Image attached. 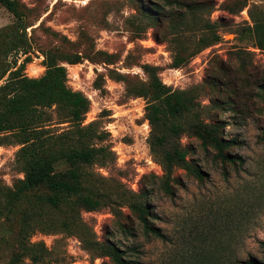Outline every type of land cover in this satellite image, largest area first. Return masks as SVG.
I'll return each instance as SVG.
<instances>
[{
    "label": "rangeland",
    "instance_id": "rangeland-1",
    "mask_svg": "<svg viewBox=\"0 0 264 264\" xmlns=\"http://www.w3.org/2000/svg\"><path fill=\"white\" fill-rule=\"evenodd\" d=\"M15 1L27 27L25 53L5 58L15 62L11 70L27 58L20 74L36 79L45 70L44 53L77 55L75 64L60 63L65 85L88 101L78 126L57 105L38 107L20 122L48 137V148L56 152L99 149L78 171L84 193L101 203L89 212L72 210L70 203L40 211L27 241L40 258L21 264H112L103 252L108 245L133 264H244L250 258L264 264V89L258 88L264 48L255 46L252 32L253 22L264 19V0H204L208 6L184 14L182 24L162 25L140 11L160 0ZM12 22L0 6V29ZM213 33L218 42L190 56ZM152 75L170 91L189 95L201 121L225 122L224 137L239 144L231 149L234 164L217 161L181 132L177 141L201 178L181 168L164 177L162 149H149L146 99L137 96ZM24 132L16 125L0 133V204L23 177L18 151L33 135ZM132 204L147 208L149 227L162 237L142 229ZM16 219L11 213L0 218V264L16 247Z\"/></svg>",
    "mask_w": 264,
    "mask_h": 264
},
{
    "label": "trees",
    "instance_id": "trees-1",
    "mask_svg": "<svg viewBox=\"0 0 264 264\" xmlns=\"http://www.w3.org/2000/svg\"><path fill=\"white\" fill-rule=\"evenodd\" d=\"M160 4L141 7L140 11L145 19L155 24H172L179 20L182 24L184 14L193 12L208 6L204 0H160ZM3 7L13 17V22L6 28L0 29V38L5 37L0 45V80L7 74L0 85V133L14 126H20L24 133L33 132L31 138L23 142L18 154L24 162L22 179L15 182L13 187L3 194V202L0 204V218L11 213L17 219V231L15 235L16 247L5 264H21L28 258L31 262H37L39 256L32 253V245H29L28 236L41 216L40 211L58 209L65 203H70L73 208H81L84 211H94L99 208L100 200L93 194H85L81 184L80 165L90 164L99 152L88 146L82 148H68L54 151L47 146L48 137L40 138L36 131H30L25 123L20 120L24 115L36 113L38 107L62 106L66 110L69 122L80 125L83 115L88 110V101L79 92L70 90L65 85V69L60 64H75L79 61L77 55L71 57L55 53H44V73L39 78H27L20 74L24 64L29 62L25 58L15 70V66L6 61L8 53L22 51L26 42L25 17L18 8L15 0H0ZM174 9L176 13L171 11ZM9 32H6V31ZM255 46L264 48V19L254 21L252 25ZM2 40V39H0ZM219 36L215 33L209 38L201 40L199 49L206 48L218 42ZM179 61L175 59L173 66L177 67ZM264 89V81L258 85ZM225 90L220 86L219 92ZM137 96L146 99L144 106V119L150 128L149 149L159 147L162 149L161 169L166 179L174 168H181L189 172L197 179L201 178V171L188 163L185 159L186 151L182 149L178 140L181 132H187L199 142L203 151H212L214 159L221 163L234 164L238 158L231 153V149L239 146L234 139L224 137L225 122L215 119L212 122H204L198 118L192 98L187 94L170 91L152 75L146 83L138 88ZM190 119L182 121L186 115ZM264 140V132L263 139ZM64 168L56 169L58 166ZM170 194L168 188L164 189ZM26 205V206H25ZM130 209L145 232L152 233L155 237H162L156 230L149 227L147 217L149 213L142 204H132ZM39 211V212H38ZM63 227L66 225L63 223ZM261 245L264 246L263 243ZM104 255L112 264H133L124 259V251L118 247L108 245L103 249ZM244 264H260L250 258Z\"/></svg>",
    "mask_w": 264,
    "mask_h": 264
}]
</instances>
